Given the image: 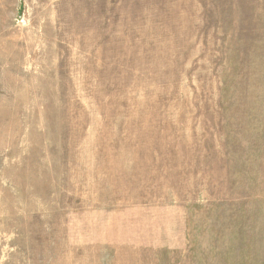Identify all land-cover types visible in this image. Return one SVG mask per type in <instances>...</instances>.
Wrapping results in <instances>:
<instances>
[{
    "label": "rangeland",
    "instance_id": "rangeland-1",
    "mask_svg": "<svg viewBox=\"0 0 264 264\" xmlns=\"http://www.w3.org/2000/svg\"><path fill=\"white\" fill-rule=\"evenodd\" d=\"M0 264H264V0H0Z\"/></svg>",
    "mask_w": 264,
    "mask_h": 264
}]
</instances>
